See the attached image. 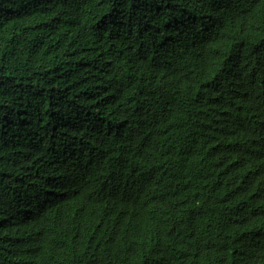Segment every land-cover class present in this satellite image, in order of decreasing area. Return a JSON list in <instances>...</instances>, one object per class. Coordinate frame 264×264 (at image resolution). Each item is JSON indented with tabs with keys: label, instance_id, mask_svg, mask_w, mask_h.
Returning <instances> with one entry per match:
<instances>
[{
	"label": "trees",
	"instance_id": "1",
	"mask_svg": "<svg viewBox=\"0 0 264 264\" xmlns=\"http://www.w3.org/2000/svg\"><path fill=\"white\" fill-rule=\"evenodd\" d=\"M0 264H264V0H0Z\"/></svg>",
	"mask_w": 264,
	"mask_h": 264
},
{
	"label": "clouds",
	"instance_id": "2",
	"mask_svg": "<svg viewBox=\"0 0 264 264\" xmlns=\"http://www.w3.org/2000/svg\"><path fill=\"white\" fill-rule=\"evenodd\" d=\"M83 31L84 30L80 22L68 31L55 33L56 38L53 39V42L64 48L69 56H76L81 61H85L88 49L85 44ZM13 242L17 244V241L14 240Z\"/></svg>",
	"mask_w": 264,
	"mask_h": 264
}]
</instances>
